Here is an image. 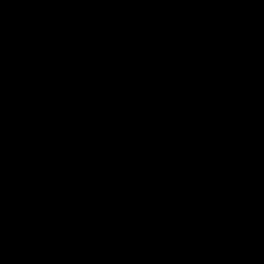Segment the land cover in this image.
Segmentation results:
<instances>
[{
	"label": "trees",
	"instance_id": "trees-1",
	"mask_svg": "<svg viewBox=\"0 0 264 264\" xmlns=\"http://www.w3.org/2000/svg\"><path fill=\"white\" fill-rule=\"evenodd\" d=\"M0 264H264V0H0Z\"/></svg>",
	"mask_w": 264,
	"mask_h": 264
}]
</instances>
